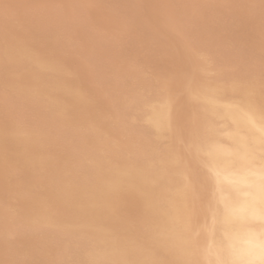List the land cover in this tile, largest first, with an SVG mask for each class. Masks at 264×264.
Segmentation results:
<instances>
[{"label":"bare ground","instance_id":"obj_1","mask_svg":"<svg viewBox=\"0 0 264 264\" xmlns=\"http://www.w3.org/2000/svg\"><path fill=\"white\" fill-rule=\"evenodd\" d=\"M71 253L264 264V0H0V264Z\"/></svg>","mask_w":264,"mask_h":264},{"label":"rangeland","instance_id":"obj_2","mask_svg":"<svg viewBox=\"0 0 264 264\" xmlns=\"http://www.w3.org/2000/svg\"><path fill=\"white\" fill-rule=\"evenodd\" d=\"M164 28V30L163 31H165V33H167L168 32V35H157V36H155V37H157V38H160V39H166L167 38V36H169V33L171 34V36L175 39V40H177L179 43H182L183 45H184V43H185V40H186V38L184 37V35H181V33H179L178 31H176L173 27L171 28V26L170 25H168V24H166V25H164L163 26ZM170 27V28H169ZM167 29V30H166ZM122 36H124V38L122 37ZM240 36H242V37H244V39H242L244 42H247V41H249L251 38H250V36L248 35V34H243V35H240ZM245 36H247L246 37V39H245ZM125 37H127V35H116V39H115V41H119V39H120V41L122 40V39H125ZM139 37H141V36H139ZM117 41V42H118ZM184 42V43H183ZM126 44V45H125ZM125 45V46H124ZM129 45V46H128ZM131 43L129 44V43H126V40H123V46L125 47V48H127L128 49V51H127V54H128V56H126L127 57V61L130 63V61H132V59H133V61L131 62V63H135L136 61H137V59L138 58H143V56L142 55H144L143 53H141V52H136V50L134 51V49L136 48V46H133V44L131 45ZM145 45H147V43H143V45L141 44L140 46L138 45L137 47H144ZM188 45V44H187ZM230 45H232V44H229V46H228V48H232V46H230ZM195 46V47H194ZM186 47V46H185ZM129 48H130V50H129ZM190 48H192L191 49V51L193 50V52L194 53H196L197 54V56H198V59H205V64L211 69V70H209V75H218V74H224V72H226V70H227V65H229L228 63L227 64H225V63H223V62H221V61H219V60H217V58L219 59V57L217 56H214L215 54H210V53H207V54H204V53H199V52H201L200 50V48L198 47H196V45H194V44H192V46L190 47ZM133 51H132V50ZM197 50H198V52H197ZM132 51V52H131ZM135 53V54H134ZM130 54H131V56H130ZM132 55H133V58H132ZM139 55V56H138ZM221 56H223L222 54H221ZM130 58V59H129ZM114 59V60H113ZM112 59V64L114 65V64H118L119 62H120V59H117V58H113ZM229 59V58H228ZM117 60V61H116ZM138 60H140V59H138ZM203 61V60H202ZM204 62V61H203ZM80 63V62H79ZM229 66H231V65H229ZM146 70H147V72H146V75L147 76H149L150 78H152V73H150L151 71H149L150 69L148 68H145ZM225 75V74H224ZM190 110V109H189ZM189 110H187V113H183L182 115L180 114V115H177V117L178 118H180L179 119V122H181V123H183L184 121H186V120H188V115H190L191 114V111H189ZM189 111V112H188ZM191 116V115H190ZM178 122V123H179ZM152 136V138H155L154 137V135H150V136H148V137H151ZM133 139H138V137L137 136H135ZM142 140V141H141ZM141 140H140V138L138 139V141L142 144L141 145V147L143 146V140H144V137L142 138L141 137ZM166 140H168V138L167 137H165V139L164 140H162L161 142H159L158 143V146H160V147H162V146H165L166 145ZM134 141H136L137 143H138V145L140 146V143L137 141V140H134ZM164 142V143H163ZM161 144V145H160ZM79 244V245H78ZM78 244H76L77 246H80L81 248H83L84 249V247L85 246H82V244H80L79 242H78ZM80 247H78V248H80ZM73 254L71 253L68 257L69 258H71V259H69V261H68V264H72V258H73Z\"/></svg>","mask_w":264,"mask_h":264}]
</instances>
